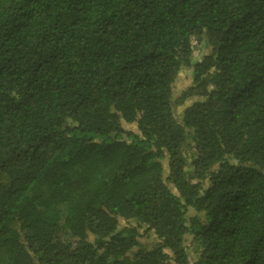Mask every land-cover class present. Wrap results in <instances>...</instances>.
I'll use <instances>...</instances> for the list:
<instances>
[{"label": "trees", "instance_id": "1", "mask_svg": "<svg viewBox=\"0 0 264 264\" xmlns=\"http://www.w3.org/2000/svg\"><path fill=\"white\" fill-rule=\"evenodd\" d=\"M0 264H264V0H0Z\"/></svg>", "mask_w": 264, "mask_h": 264}, {"label": "rangeland", "instance_id": "2", "mask_svg": "<svg viewBox=\"0 0 264 264\" xmlns=\"http://www.w3.org/2000/svg\"><path fill=\"white\" fill-rule=\"evenodd\" d=\"M193 48H194V60L198 61L201 59L202 54L205 52V49H204L202 43H200L196 40H193ZM189 76H190V72H187L186 75L182 76L178 80V82L176 84V89H175L176 90L175 98L180 99L182 96L181 94L190 85V77ZM186 103L182 104L180 106V108L184 107ZM124 126L127 130H132L133 132H136V133L138 132L137 127L134 124H125ZM142 242L143 243H151L152 239L143 238Z\"/></svg>", "mask_w": 264, "mask_h": 264}]
</instances>
